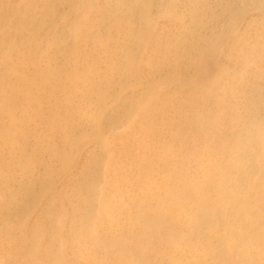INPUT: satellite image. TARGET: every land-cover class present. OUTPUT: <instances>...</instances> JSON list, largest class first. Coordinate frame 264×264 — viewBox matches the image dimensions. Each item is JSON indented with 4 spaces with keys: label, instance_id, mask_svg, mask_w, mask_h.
I'll return each mask as SVG.
<instances>
[{
    "label": "rangeland",
    "instance_id": "1",
    "mask_svg": "<svg viewBox=\"0 0 264 264\" xmlns=\"http://www.w3.org/2000/svg\"><path fill=\"white\" fill-rule=\"evenodd\" d=\"M260 94L264 0H0V264H264Z\"/></svg>",
    "mask_w": 264,
    "mask_h": 264
},
{
    "label": "bare ground",
    "instance_id": "2",
    "mask_svg": "<svg viewBox=\"0 0 264 264\" xmlns=\"http://www.w3.org/2000/svg\"><path fill=\"white\" fill-rule=\"evenodd\" d=\"M252 1V0H251ZM251 4V3H250ZM261 5V4H260ZM238 8V7H237ZM236 8V9H237ZM162 10V9H161ZM237 11H238V9H237ZM241 16V15H240ZM216 29V28H215ZM230 29V28H229ZM221 32V31H220ZM220 40V39H219ZM206 42V41H205ZM220 42V41H219ZM216 43H217V41H216ZM202 54V53H201ZM259 101L262 103V104H264V95H262V94H260V97H259ZM256 172H255V170L252 172V174L254 175ZM264 179V178H263ZM262 181V180H261ZM259 187H261V189L262 188H264V183L262 184H260L259 185ZM260 190V189H259ZM257 196H258V201H259V204H260V206H261V208L260 209H262V211H264V192H257ZM233 199H234V197H233ZM264 213V212H263Z\"/></svg>",
    "mask_w": 264,
    "mask_h": 264
}]
</instances>
